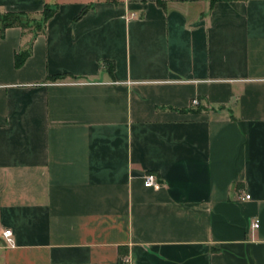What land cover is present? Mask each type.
Masks as SVG:
<instances>
[{"label":"crops","instance_id":"0c3cea01","mask_svg":"<svg viewBox=\"0 0 264 264\" xmlns=\"http://www.w3.org/2000/svg\"><path fill=\"white\" fill-rule=\"evenodd\" d=\"M162 1L0 0V264H264V0Z\"/></svg>","mask_w":264,"mask_h":264},{"label":"trees","instance_id":"16d2710c","mask_svg":"<svg viewBox=\"0 0 264 264\" xmlns=\"http://www.w3.org/2000/svg\"><path fill=\"white\" fill-rule=\"evenodd\" d=\"M158 3L163 6L165 5V3L162 0H158ZM57 9H58L57 4L55 6L46 5L41 13L44 16L43 21L37 19L36 16L24 12L3 13L0 24V37H4L6 29L12 26H20L24 31L29 29L33 31V35L35 37L36 34L45 32L47 27V22L54 16ZM31 47H32V42L29 43L28 48L26 50L16 54L15 56L16 67H21L24 64L27 57L31 54L32 51Z\"/></svg>","mask_w":264,"mask_h":264},{"label":"built area","instance_id":"2783aa9c","mask_svg":"<svg viewBox=\"0 0 264 264\" xmlns=\"http://www.w3.org/2000/svg\"><path fill=\"white\" fill-rule=\"evenodd\" d=\"M133 16H135V14ZM193 104L198 105L199 100L197 98L194 99ZM158 182H159V177L154 172H149L144 176V184L147 187H152V186L156 185ZM247 198H250L249 194H247L243 197V199H247ZM258 226H259V221L256 220L255 223L253 224V227H258ZM2 236L10 247L15 246L14 232L11 228H8V227L4 228L2 231ZM123 261L128 262V258H124Z\"/></svg>","mask_w":264,"mask_h":264},{"label":"rangeland","instance_id":"374dc122","mask_svg":"<svg viewBox=\"0 0 264 264\" xmlns=\"http://www.w3.org/2000/svg\"><path fill=\"white\" fill-rule=\"evenodd\" d=\"M36 18L41 20V21H43L44 16L42 14H39V15L36 16Z\"/></svg>","mask_w":264,"mask_h":264}]
</instances>
